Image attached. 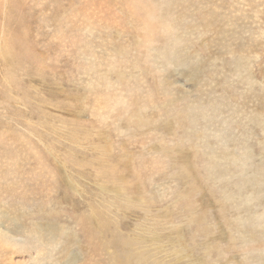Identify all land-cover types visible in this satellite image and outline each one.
Listing matches in <instances>:
<instances>
[{"label":"rangeland","instance_id":"obj_1","mask_svg":"<svg viewBox=\"0 0 264 264\" xmlns=\"http://www.w3.org/2000/svg\"><path fill=\"white\" fill-rule=\"evenodd\" d=\"M245 1L0 0V264H264Z\"/></svg>","mask_w":264,"mask_h":264},{"label":"bare ground","instance_id":"obj_2","mask_svg":"<svg viewBox=\"0 0 264 264\" xmlns=\"http://www.w3.org/2000/svg\"><path fill=\"white\" fill-rule=\"evenodd\" d=\"M256 1V0H255ZM240 3V2H239ZM241 5H244V4H246V1L245 0H241V3H240ZM256 12H257V10H256ZM86 19V18H85ZM87 21V20H86ZM90 23V22H89ZM213 23V22H212ZM91 24V23H90ZM214 24V23H213ZM110 25V24H109ZM210 26H212V25H210ZM214 26V25H213ZM86 29V28H85ZM88 29V28H87ZM160 57V56H159ZM168 61V60H167ZM185 61V60H184ZM102 120V119H101ZM140 120V119H139ZM102 122V121H101ZM101 140H102V138H100ZM170 143V142H169ZM205 160V159H204ZM240 201V200H239ZM214 228V227H213ZM2 244L0 243V249L2 248ZM72 262V261H71ZM201 263V262H200Z\"/></svg>","mask_w":264,"mask_h":264}]
</instances>
